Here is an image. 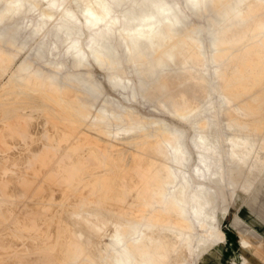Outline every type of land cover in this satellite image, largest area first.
Returning <instances> with one entry per match:
<instances>
[{"label": "clouds", "instance_id": "1", "mask_svg": "<svg viewBox=\"0 0 264 264\" xmlns=\"http://www.w3.org/2000/svg\"><path fill=\"white\" fill-rule=\"evenodd\" d=\"M14 141L0 264H192L264 182V0H0Z\"/></svg>", "mask_w": 264, "mask_h": 264}, {"label": "rangeland", "instance_id": "2", "mask_svg": "<svg viewBox=\"0 0 264 264\" xmlns=\"http://www.w3.org/2000/svg\"><path fill=\"white\" fill-rule=\"evenodd\" d=\"M260 243H264V182H257L220 212L211 241L197 247L188 259L192 264H264Z\"/></svg>", "mask_w": 264, "mask_h": 264}, {"label": "bare ground", "instance_id": "3", "mask_svg": "<svg viewBox=\"0 0 264 264\" xmlns=\"http://www.w3.org/2000/svg\"><path fill=\"white\" fill-rule=\"evenodd\" d=\"M195 18V17H194ZM37 130L34 128V131ZM18 141L9 142L8 149H5L4 155L0 157V174L7 173L8 176H11V173L16 171L22 164L25 163L23 158L20 156L19 150L15 147L18 144ZM21 190L13 186L9 190V194L14 195L19 193ZM28 195L31 197L33 195L32 192H29ZM38 198H43L45 200L51 199L56 200L59 198L58 193L54 190H44L38 196ZM225 211V210H224ZM217 221V220H216ZM218 225L219 223L216 222ZM248 242L245 241V245L248 246ZM259 246L262 248L264 247V243H260Z\"/></svg>", "mask_w": 264, "mask_h": 264}]
</instances>
